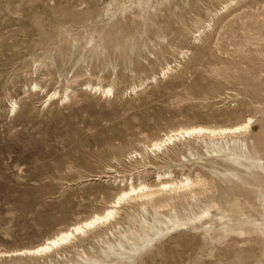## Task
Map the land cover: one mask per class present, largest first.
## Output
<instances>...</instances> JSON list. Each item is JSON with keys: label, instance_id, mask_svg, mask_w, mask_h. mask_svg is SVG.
Segmentation results:
<instances>
[{"label": "rangeland", "instance_id": "obj_1", "mask_svg": "<svg viewBox=\"0 0 264 264\" xmlns=\"http://www.w3.org/2000/svg\"><path fill=\"white\" fill-rule=\"evenodd\" d=\"M246 119L245 135L146 150L178 127ZM166 174L196 186L163 194L159 209L126 202L49 254H13ZM0 254V264H264V0H0Z\"/></svg>", "mask_w": 264, "mask_h": 264}, {"label": "bare ground", "instance_id": "obj_2", "mask_svg": "<svg viewBox=\"0 0 264 264\" xmlns=\"http://www.w3.org/2000/svg\"><path fill=\"white\" fill-rule=\"evenodd\" d=\"M170 69H171L170 67H167V69L162 72L161 77L164 76L166 77V75L168 74V70ZM152 81L155 80L153 79ZM33 88L35 90L37 89V86L35 85ZM138 89L139 87H133L130 90H128V92L136 94ZM91 90H93L94 93L98 92L104 97L113 96L112 87H106V88L91 87ZM56 96H57L56 93H52L51 95L48 96L47 102L50 101L51 99H54ZM14 106L16 105L14 104ZM246 120L247 121L232 127H206L201 125L178 127L176 130H172L169 133L163 134L161 138L153 141L148 147H146V150L149 151L150 153L151 152L162 153L163 150H166L168 146L174 145L176 142L185 141L187 139L203 138V137L206 138L208 137L212 139L217 137L231 138V137L245 135L248 133V131L251 128V119H246ZM133 154L135 157L139 156V154L136 152H134ZM156 177H157V181H156L157 184L155 186H149L146 184H137L136 186H134L132 183L128 181L130 183V184L128 183L129 184L128 188L125 190H120L116 195L115 199L111 203H109V205L101 213H93L90 217L80 222H76L66 229L60 230L52 237L44 239L40 244L32 248L16 251L13 254L19 256L25 255L32 257L49 254L53 251L58 250L64 245H67L73 240L76 241L78 237L87 235L88 233L90 234V232L96 229H100L99 228L100 226H104L110 223L112 220L115 219V217H117L121 205L126 202L146 199L151 202L152 207L159 209L162 208L163 206L162 203L166 201V199L162 196L163 194L164 195L167 193L175 194L179 191L191 190L196 186V183L187 177H184L178 181L170 180V176L168 174L164 176L158 175ZM157 196H162V197L154 199ZM206 214L207 212H204L200 216V218L206 216ZM182 225L184 224L177 222L175 223V225H172L173 226L172 228H178L181 227ZM1 256H3V254H0V257Z\"/></svg>", "mask_w": 264, "mask_h": 264}]
</instances>
